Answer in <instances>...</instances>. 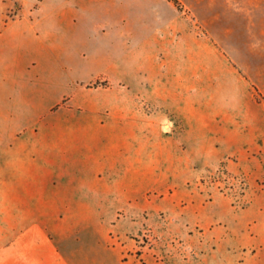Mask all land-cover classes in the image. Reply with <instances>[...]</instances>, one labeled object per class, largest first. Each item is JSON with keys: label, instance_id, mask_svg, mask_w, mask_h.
Masks as SVG:
<instances>
[{"label": "crops", "instance_id": "1", "mask_svg": "<svg viewBox=\"0 0 264 264\" xmlns=\"http://www.w3.org/2000/svg\"><path fill=\"white\" fill-rule=\"evenodd\" d=\"M0 1L4 8V0ZM107 1L28 0L25 10L36 25L24 19L6 21L0 35L25 25L41 52L48 53L55 48L49 42L54 36L51 19L66 20ZM197 1L212 10L201 20L207 29L204 36L194 38L186 28L173 33L163 53L158 46H148L135 59L120 61L107 53L104 66L92 68L87 80H77L90 81L104 74L110 81L105 98L82 95L78 87L62 90L59 81H29L24 76V53H16L11 61L0 53V65L4 63L0 66V144H8L4 150L9 155L0 157V264H140L133 247L123 241L114 244L106 235L114 261L81 255L70 240L74 235L80 239L77 234L82 227L95 226L97 215H109V225L122 236L128 230L121 228L122 218L112 221L119 211L141 210L149 192L166 194L172 185L188 184L198 166L246 152L240 147L223 152L225 146L250 133V126L240 124V114L242 102L249 105L251 98L240 94L238 66L229 57L230 50L221 45L218 5L222 0ZM15 35L23 38L25 32ZM82 52L87 54L85 49ZM223 70L230 76H224ZM222 85L230 87L226 99L216 93L211 99L204 95L206 87ZM12 94L34 104L37 111L65 94L71 95L70 104L82 103L81 109L65 106L58 113L62 121L56 141L47 137L41 148L55 151V158L32 156L39 148L27 141V135L36 131L17 127L7 104ZM220 102H226L224 111L237 118L231 128L234 141L226 135L228 128L218 125L216 114H204L208 107L217 113ZM43 128L41 133L47 134L48 125ZM176 191H171V198ZM228 203L217 195L210 203L189 209L196 216L186 218L184 224L203 228L206 250L188 252L179 262L169 254L167 261L157 264H205L210 255L218 258L213 264L241 259L243 264H264V207L251 199L244 207ZM85 215H94V220L82 221ZM106 222H99L101 229Z\"/></svg>", "mask_w": 264, "mask_h": 264}, {"label": "rangeland", "instance_id": "2", "mask_svg": "<svg viewBox=\"0 0 264 264\" xmlns=\"http://www.w3.org/2000/svg\"><path fill=\"white\" fill-rule=\"evenodd\" d=\"M27 4L28 0H4L3 8L0 1V30L10 20L24 19L36 25L33 15L25 10ZM210 9L197 0H178L177 3L174 0H108L104 5L94 4L89 6L88 12H78L79 15L69 16L66 20L58 17L51 19L49 29L53 30L54 36L49 38V42L55 48L48 53L41 52L34 34L25 25L10 27L0 35V53H5L8 61L16 53H24V76L29 81H59L62 90L70 92L78 87L82 95L105 98L109 93L106 87L110 81L104 74L90 81H77L87 80L92 68L97 70L104 66L103 56L112 52L118 61L135 59L141 49L148 46H158L163 53L173 33L183 32L186 28L192 31L194 38L204 36L207 29L201 20L210 16ZM218 12L221 45L230 50L228 55L238 66L236 72L240 73L242 80L240 94L251 98L249 105L242 102L240 114V124L250 126V133L242 135L238 142L225 146L223 152L236 147L247 149L246 152H237L222 162L198 166L188 184L172 185L166 194L149 192L141 210L119 211L112 221L122 218L121 228H128L122 236L118 231L115 234L116 230L109 225V215H97L95 219L98 223L95 222V226L82 227L77 234L80 239L77 241L74 235L73 240H70L81 255L101 261H114L116 255L106 243V235L114 244L123 241L128 244V248L133 247L140 264L167 261L169 254L179 262L188 252L200 254L201 250L209 246L202 242L203 228L200 225L186 227L184 224L186 218L196 216L194 212H189L192 206L205 205L215 196L222 195L228 204L237 207L248 205L250 199L264 207V0H222ZM4 14L6 18L2 20ZM18 31L25 32V36H16L15 32ZM58 44L60 47H57ZM83 49L87 54L82 52ZM90 52L93 54L91 57L88 55ZM223 75L230 76L227 70H223ZM229 90L227 85L208 86L204 95L211 99L216 93L226 99ZM16 94L7 98V104L13 110L18 128L36 131L27 135V139L30 136L27 141L39 148L32 151V156L49 154L48 157L55 158V151L48 153L41 148L47 137L56 141L57 127L62 121L58 113L65 106L81 109L82 103L76 101L70 104L71 95L65 94L60 101L43 103L42 109L37 111L34 104L20 100ZM219 105L221 109L217 113L208 107L204 114H216L218 125L227 127L226 135L234 141L236 135L231 133V128L237 124V118L224 111L228 105L226 102H220ZM46 125L48 133H41L45 131L42 126ZM220 144L221 141H218ZM7 147L8 144H0L1 158L9 156L4 150ZM175 189L176 194L171 198V191ZM164 195L166 198L162 200ZM171 199L173 203H164ZM83 220H94V215H85ZM100 221H107L104 229H101ZM217 260L216 256L210 255L205 264H213ZM240 261L230 264H243Z\"/></svg>", "mask_w": 264, "mask_h": 264}, {"label": "trees", "instance_id": "3", "mask_svg": "<svg viewBox=\"0 0 264 264\" xmlns=\"http://www.w3.org/2000/svg\"><path fill=\"white\" fill-rule=\"evenodd\" d=\"M176 3L178 2V0H174Z\"/></svg>", "mask_w": 264, "mask_h": 264}]
</instances>
